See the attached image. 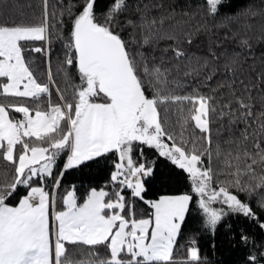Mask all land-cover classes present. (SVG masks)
I'll return each mask as SVG.
<instances>
[{"label": "snow or ice", "instance_id": "6c2138e0", "mask_svg": "<svg viewBox=\"0 0 264 264\" xmlns=\"http://www.w3.org/2000/svg\"><path fill=\"white\" fill-rule=\"evenodd\" d=\"M258 15L232 0H43L39 22L0 8V95L23 98L0 102V264H85L82 250L86 264H176L183 237L184 264H215L203 232L264 264ZM69 170L88 183L66 184Z\"/></svg>", "mask_w": 264, "mask_h": 264}, {"label": "trees", "instance_id": "16d2710c", "mask_svg": "<svg viewBox=\"0 0 264 264\" xmlns=\"http://www.w3.org/2000/svg\"><path fill=\"white\" fill-rule=\"evenodd\" d=\"M72 0H50V6L53 9H56L57 12L60 8L66 7L70 4ZM232 3L235 5L247 6L251 5L255 9L264 8V0H232ZM13 6V10L19 13H22L24 18L29 21L39 22L42 19V9H43V0H0V8L8 7L9 5ZM253 20L256 22V27H259L261 22H264V17L256 16L253 17ZM65 35L67 34V26L63 29ZM52 43H51V64L52 70L54 73L55 78L61 84V87H64V77L61 74L58 66L63 63L65 52H66V44L63 37L57 36V26L55 25V20H53V27H52ZM35 44H40L44 46L46 49L48 47L47 41H35ZM259 51V49H258ZM31 61L33 62L34 67H38L40 70V78L44 79L47 71V63L48 57L45 52H35L31 53L30 57ZM73 81L78 82V78L73 76ZM70 90V85H69ZM55 99V96H54ZM0 102H23V98L17 97H4L0 95ZM14 113H17V110H12ZM5 167L3 161H0V170ZM87 171V170H86ZM2 174V172H0ZM83 174L80 172H73L69 170L66 174V184L76 183L78 186L81 184H87L88 181L86 179H81ZM144 206L140 205L138 210H143ZM242 219V218H241ZM198 226V221H197ZM192 225L186 229L187 232H191L193 230ZM187 237L181 238L180 246L175 249V257H176V264H184L182 261V257L186 255V248L184 246L185 240ZM200 243L202 246L203 255L208 258L209 261H214L215 264H222L224 260H227L229 264H238L240 259L242 258V254L239 251H234L231 249H226L222 246L223 236H220V239L217 241V249L214 252L211 248V240L212 236L209 235L207 232H203L200 237ZM78 260L86 262L90 259H93L90 255L83 252V250L77 255L76 257Z\"/></svg>", "mask_w": 264, "mask_h": 264}]
</instances>
